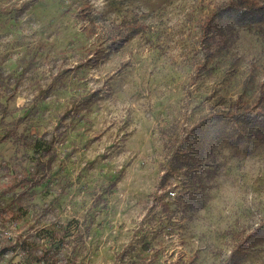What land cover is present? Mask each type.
Masks as SVG:
<instances>
[{"label":"rangeland","instance_id":"1","mask_svg":"<svg viewBox=\"0 0 264 264\" xmlns=\"http://www.w3.org/2000/svg\"><path fill=\"white\" fill-rule=\"evenodd\" d=\"M238 1L0 0V193L23 137L58 136L0 200V264L72 221L61 264H264V121L201 123L264 109V21Z\"/></svg>","mask_w":264,"mask_h":264},{"label":"trees","instance_id":"2","mask_svg":"<svg viewBox=\"0 0 264 264\" xmlns=\"http://www.w3.org/2000/svg\"><path fill=\"white\" fill-rule=\"evenodd\" d=\"M231 3L232 4H228L223 11L236 14L235 18L239 24L250 25L264 21V4H259L256 0H239L236 3ZM218 15L221 16V13ZM211 21L212 20H210L209 23ZM206 28H208V26H206L205 29ZM216 118L225 119L233 124H236L238 119H257L258 121H264V109L250 106L233 112H220L212 114L201 123ZM247 135L253 139L257 137L255 133H248ZM57 137L56 134L52 133L50 136L44 134L40 137L32 136L30 138H22L23 145L33 152V166L25 171L24 174L13 177L11 181L7 183L3 188V191L0 193V200L9 191L24 187L37 180L41 169H44L47 165L45 159L54 149L55 143L58 139ZM79 227L78 222L72 221L60 226L42 228L35 234L25 238L23 235L21 237L19 236L15 241V246H13L14 250L17 248L19 249L15 256V259L18 260L17 263L61 264L56 256L67 239H69L71 229ZM9 249L10 248L5 246L0 248V259L4 257ZM224 264H231V262L228 260Z\"/></svg>","mask_w":264,"mask_h":264},{"label":"built area","instance_id":"3","mask_svg":"<svg viewBox=\"0 0 264 264\" xmlns=\"http://www.w3.org/2000/svg\"><path fill=\"white\" fill-rule=\"evenodd\" d=\"M172 195H174V194H172Z\"/></svg>","mask_w":264,"mask_h":264}]
</instances>
